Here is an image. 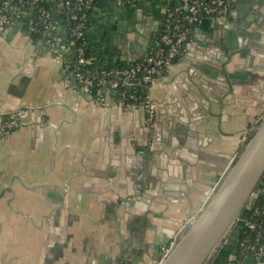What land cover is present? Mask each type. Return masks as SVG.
<instances>
[{
  "label": "crops",
  "instance_id": "1",
  "mask_svg": "<svg viewBox=\"0 0 264 264\" xmlns=\"http://www.w3.org/2000/svg\"><path fill=\"white\" fill-rule=\"evenodd\" d=\"M231 1L151 87L153 122L110 90L76 86L30 33L31 9L0 35V264H123L135 253L159 263L264 116V0ZM169 10L170 0H99L94 53L105 66L144 58ZM15 114L19 127L3 134ZM237 238L212 264L236 259Z\"/></svg>",
  "mask_w": 264,
  "mask_h": 264
},
{
  "label": "built area",
  "instance_id": "2",
  "mask_svg": "<svg viewBox=\"0 0 264 264\" xmlns=\"http://www.w3.org/2000/svg\"><path fill=\"white\" fill-rule=\"evenodd\" d=\"M118 1L122 4L134 6L142 0ZM174 1L178 2L179 5L172 9ZM37 2L38 0H19L20 5L15 6L12 5V0H1L0 35L4 34L6 29L15 20L19 19L25 10L34 8ZM231 6V0H170V10L166 18L168 23L161 32V38L159 39L168 48L166 57H163V54L159 53L155 57L150 58L146 64L125 70H98L95 68L97 56L86 53V49L84 48V45L86 46L85 35L88 33L86 26L89 18L88 13L96 10L94 0H75L74 5L66 3L63 0L59 1V7L68 11L66 14L68 20L70 22H77L73 34L76 41L82 42V46L76 52L77 58L75 61L70 57L72 54L70 47L63 43L59 27L50 25L48 28L50 33L41 39L44 41L53 59L62 66L67 76L75 82L76 86L88 92L110 90L118 94L123 107L131 109L142 107L148 113L149 122H153L155 113L150 95L151 87L161 79L164 70L170 69L175 64L174 60L183 55L185 46L190 41L193 33L191 28H182L180 23L185 22L195 27L205 18L225 19L230 13ZM43 17L46 20L51 18L45 12H43ZM177 17L178 19H176ZM37 27V24L28 22L30 33L34 35L39 33ZM72 45L75 46V42ZM141 75L142 77H140ZM137 88L144 89L145 95L143 97H138L135 93H128L134 92ZM119 90H124L122 96L118 93ZM127 93L129 94V101L125 103L124 98ZM100 101L103 102L102 97ZM19 116L20 114L11 115L3 121L1 130L3 134H8L19 127ZM247 139L243 142V145L246 144ZM240 221L244 222L246 220L241 219ZM245 224L248 229L256 230L254 224L249 222ZM258 237L264 240L262 233ZM173 245L174 240L163 250L162 259L168 254ZM241 247L255 252L254 260L258 261L264 258V243L258 249L246 247L245 243L241 244ZM237 264L242 263L238 262Z\"/></svg>",
  "mask_w": 264,
  "mask_h": 264
},
{
  "label": "water",
  "instance_id": "3",
  "mask_svg": "<svg viewBox=\"0 0 264 264\" xmlns=\"http://www.w3.org/2000/svg\"><path fill=\"white\" fill-rule=\"evenodd\" d=\"M262 182L264 117L256 123L202 208L195 216H189V224L158 264H212ZM122 260L123 264H139L140 256L135 253L131 263Z\"/></svg>",
  "mask_w": 264,
  "mask_h": 264
},
{
  "label": "trees",
  "instance_id": "4",
  "mask_svg": "<svg viewBox=\"0 0 264 264\" xmlns=\"http://www.w3.org/2000/svg\"><path fill=\"white\" fill-rule=\"evenodd\" d=\"M1 1V0H0ZM12 5L19 6V0H12ZM59 1L60 0H38V2L35 4L34 12L32 14V17L29 19V23L33 22L37 24V28L39 30V33L36 34L39 38H44V36L49 34V26L54 25L61 29V37L63 40V43L70 47V51L72 52L71 58L75 61L77 58V50L82 46V42L76 41L74 38V28L77 24V22H70L68 18L66 17V14L68 13L67 9H61L59 7ZM66 3H70L71 5L75 4V0H63ZM99 0H94V5L98 6ZM179 4L178 2L174 1L172 5V9L177 7ZM43 12L48 13L50 15V19L46 20L43 17ZM93 11H90L88 13L89 18L87 22V28L89 30L91 24H92V15ZM173 19V18H172ZM178 19V17L176 18ZM180 19V18H179ZM168 20H165L164 23L161 25L158 36L159 39L161 38V32L165 29V26L167 25ZM182 28H191L194 29L193 25H189L185 22L180 23ZM53 35V34H52ZM75 42V46L72 45V43ZM85 42L86 46L84 45V48L86 49V53L88 55H95L92 46L90 44V40L88 35H85ZM84 42V43H85ZM88 44V45H87ZM168 48L163 45L161 40H159L158 45L155 47V49L147 56H145L142 59H138L135 62L124 64V65H116V66H105L101 63L99 57L97 56L96 66L95 68L98 70H125L132 67H136L141 64H146V62L150 59L155 57L157 54H163V57H166ZM181 59V56L176 58L174 60V63H177ZM167 72V70H164L163 75ZM142 77V75L140 76ZM139 77V78H140ZM121 96L124 93V90H119L118 92ZM135 93L138 97H143L145 94L144 89L137 88L134 90V92H128ZM126 94V97L124 98V102L128 103L129 101V94ZM258 212V213H256ZM241 219L246 221H239L233 231L231 232L230 236H237L238 238V254L234 261L228 263V264H237L238 262H241L242 264H248L249 261H253L255 257V252L251 251L250 249L246 250L245 247H241V244H246V247H254L255 249H258L263 243V239H259V234L262 233L264 235V182H262L261 186L258 188L257 192L255 193V196L251 199L250 203L248 204L246 210L244 211ZM249 222L251 224H254L256 226V230H250L248 227H246L245 223Z\"/></svg>",
  "mask_w": 264,
  "mask_h": 264
},
{
  "label": "rangeland",
  "instance_id": "5",
  "mask_svg": "<svg viewBox=\"0 0 264 264\" xmlns=\"http://www.w3.org/2000/svg\"><path fill=\"white\" fill-rule=\"evenodd\" d=\"M264 116L263 115H261V116H258V119H257V122H259V121H261L262 120V118H263ZM254 126V125H253ZM252 126V127H253ZM252 127H251V129H252ZM248 136H249V134H243L242 135V137H241V139H242V143L248 138ZM234 158V157H233ZM233 160V159H232ZM200 207H202V206H200ZM189 224V220H185L180 226V228L178 229V231H177V234H176V236L180 233V232H182L185 228H186V226Z\"/></svg>",
  "mask_w": 264,
  "mask_h": 264
}]
</instances>
